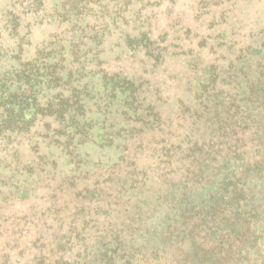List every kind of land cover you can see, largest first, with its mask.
<instances>
[{
  "label": "rangeland",
  "instance_id": "374dc122",
  "mask_svg": "<svg viewBox=\"0 0 264 264\" xmlns=\"http://www.w3.org/2000/svg\"><path fill=\"white\" fill-rule=\"evenodd\" d=\"M18 1L0 0V24L17 17L23 60L62 59L81 74L34 101L79 95L70 124L12 106L29 130L0 140V264H197L202 248L221 250L202 233L190 243L175 205L220 184L210 159L223 153L208 144L232 134L241 163L262 156L264 0H85L67 16L63 0L30 12ZM0 50L17 64V50ZM243 190L227 197L254 218L231 264H264V186Z\"/></svg>",
  "mask_w": 264,
  "mask_h": 264
},
{
  "label": "trees",
  "instance_id": "16d2710c",
  "mask_svg": "<svg viewBox=\"0 0 264 264\" xmlns=\"http://www.w3.org/2000/svg\"><path fill=\"white\" fill-rule=\"evenodd\" d=\"M36 1L37 0H28L27 5H22L23 0L17 3L19 6H23L22 9H25L26 12H30L33 10L34 2L36 3ZM84 2L85 0H63L61 5L56 6H60L64 11L63 15L67 16V11H69L70 8L73 10L84 5ZM85 4H87V1ZM16 18L17 17L8 18L5 23L0 24V37L5 33L8 39L14 44L12 47L5 42L0 43V48L6 50L15 49L18 52L15 56L17 64L5 62V60L2 59L3 57H0V140H8L11 137L16 139L15 136H17L19 132H23L25 128V130H29L27 127L28 122H25L21 114H17V112L12 109V106L22 104L35 105V108L39 110L37 115L41 117L43 115L52 117L53 120L57 121V124H59V121L70 124V120L74 119L76 113L74 110L73 115H70L71 109L74 108L73 100L79 101L77 100L79 95L72 92L69 95H64L61 92L52 91V93H50L48 91L46 94L49 98L46 99L44 104L36 106V104H38L37 93H39V91L43 88L52 90V86L58 78H70L73 75L81 74V70L78 69V65H72L73 62L66 63L62 59L43 61L34 57L30 58V60L27 58L23 60L22 51L20 48H17L21 46L20 37L13 36L17 35L16 31L20 27ZM47 47L46 45L45 48ZM40 50L43 51L45 49ZM3 67L4 69H1ZM9 71L12 73L6 74ZM31 83L45 84V87H33ZM34 101L37 103L35 104ZM226 126L227 125H225L224 128L227 130ZM55 130V128L52 129V132H55ZM33 132L35 133V131ZM37 134L40 135L39 133ZM221 134L222 136L224 135V133ZM232 136V134L230 136L226 134L223 137L224 139L215 141L212 145L208 144L206 146V151L204 150V153H212V156L223 153V155L219 154L218 156L220 157L218 158L215 156L210 159L211 162L215 163L210 167L212 171L216 168L223 169L220 184L213 188L207 185L206 188H203L199 193L195 192L193 197H189L191 201L187 202L184 206H181V201H177L175 205L176 213L184 214L186 217L185 223H187L189 227H187V230L183 229V233L187 235L186 237L189 238L190 243L193 244L195 239L200 238V233H202V243L214 240V242L216 241L214 246L221 249L210 252L202 248L201 250L204 252L196 259L197 264H231L234 256L237 254L234 242L239 241L242 236H245V233L250 232L249 227H247L248 221L250 218L254 217L250 212H248V215H245L238 206L235 207L236 211H234L232 209L233 203L227 197V194L233 191L236 192V190L244 192L243 187L246 186L249 191H256L260 185L264 186V137L260 142L256 141L255 147H262V156L257 160L253 159L251 162L249 161L250 157H248L243 161L245 163H241V160H243L240 150L241 145L239 144L236 146L234 142L238 139L232 138ZM221 147L223 149H221ZM233 159H236L235 162ZM201 172H204V170ZM206 176L216 177L218 176V170L212 173V175L206 172ZM230 178L234 179V181L226 183V180ZM229 184H231V187ZM219 189H221L220 195L218 194ZM196 196L204 197L201 204H199L200 202L198 204L193 202ZM228 227H231V229L227 231L225 228ZM204 240H206V242ZM214 246L213 248H215ZM160 254L162 253L153 252L152 254L150 253V257L154 255L156 257L159 256L161 259L165 258L161 257ZM185 256L190 262H193L192 258L197 255L191 250L190 252H186ZM140 260L142 261V257Z\"/></svg>",
  "mask_w": 264,
  "mask_h": 264
}]
</instances>
